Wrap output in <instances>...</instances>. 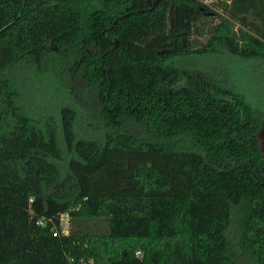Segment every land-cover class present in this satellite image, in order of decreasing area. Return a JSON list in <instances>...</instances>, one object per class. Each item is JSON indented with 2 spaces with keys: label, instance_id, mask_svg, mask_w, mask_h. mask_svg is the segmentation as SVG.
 I'll list each match as a JSON object with an SVG mask.
<instances>
[{
  "label": "trees",
  "instance_id": "obj_1",
  "mask_svg": "<svg viewBox=\"0 0 264 264\" xmlns=\"http://www.w3.org/2000/svg\"><path fill=\"white\" fill-rule=\"evenodd\" d=\"M261 134L264 0H0V264H264Z\"/></svg>",
  "mask_w": 264,
  "mask_h": 264
},
{
  "label": "built area",
  "instance_id": "obj_2",
  "mask_svg": "<svg viewBox=\"0 0 264 264\" xmlns=\"http://www.w3.org/2000/svg\"><path fill=\"white\" fill-rule=\"evenodd\" d=\"M63 217L66 220V222H65V228L64 229L61 228V230L59 232H58V230L54 229L53 230V236H57L58 234L66 235L68 233V217H67L66 214L61 215V217H60V224H61V220H62L61 218H63ZM38 224L39 225H44V222L42 220H38ZM78 264H86V263L79 262Z\"/></svg>",
  "mask_w": 264,
  "mask_h": 264
},
{
  "label": "rangeland",
  "instance_id": "obj_3",
  "mask_svg": "<svg viewBox=\"0 0 264 264\" xmlns=\"http://www.w3.org/2000/svg\"><path fill=\"white\" fill-rule=\"evenodd\" d=\"M217 0H203V2L205 3V4H214L215 2H216ZM262 135V137H261V143H262V147L264 146V138H263V135L264 134H261ZM62 220H61V228L62 229H64L65 228V222H66V220H65V218L63 217V218H61Z\"/></svg>",
  "mask_w": 264,
  "mask_h": 264
},
{
  "label": "water",
  "instance_id": "obj_4",
  "mask_svg": "<svg viewBox=\"0 0 264 264\" xmlns=\"http://www.w3.org/2000/svg\"><path fill=\"white\" fill-rule=\"evenodd\" d=\"M147 1H149V0H147Z\"/></svg>",
  "mask_w": 264,
  "mask_h": 264
}]
</instances>
